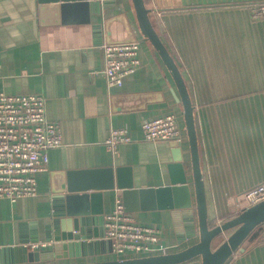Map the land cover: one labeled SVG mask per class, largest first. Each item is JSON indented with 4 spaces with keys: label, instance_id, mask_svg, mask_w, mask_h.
<instances>
[{
    "label": "crops",
    "instance_id": "obj_1",
    "mask_svg": "<svg viewBox=\"0 0 264 264\" xmlns=\"http://www.w3.org/2000/svg\"><path fill=\"white\" fill-rule=\"evenodd\" d=\"M144 2L194 107L208 222L213 226L243 210L242 193L264 183V16L253 18L250 10L264 0ZM125 42L139 43L140 65L121 86L108 87L102 46ZM0 92L45 96L46 115L59 123L62 139L48 151L46 169L36 174L37 195L15 202L0 198V264L133 257L113 253L104 237L103 216L112 211L117 196L124 204L122 189L80 187L92 181L91 172L109 168L115 184L121 168L122 178L135 189L162 187L184 176L191 208L158 207L153 195L150 206L141 207L138 198V208L126 211L139 223L161 229L155 253L178 251L198 240L182 101L170 70L139 28L132 0H0ZM248 103L258 104L261 114L251 112L250 117L237 110ZM168 113L184 127L182 141L144 140L141 123ZM111 128L127 129L134 140L111 152L105 145ZM69 184L80 188L63 191ZM68 194L78 196L72 199L77 210L88 211L79 224L88 237L48 241L46 222L66 219L65 212L56 211L66 208ZM72 228L78 232L73 223ZM193 229L195 236L188 238ZM52 244L58 246L47 260L25 258ZM224 264H264V222L258 235L245 239Z\"/></svg>",
    "mask_w": 264,
    "mask_h": 264
},
{
    "label": "built area",
    "instance_id": "obj_2",
    "mask_svg": "<svg viewBox=\"0 0 264 264\" xmlns=\"http://www.w3.org/2000/svg\"><path fill=\"white\" fill-rule=\"evenodd\" d=\"M103 74L108 87L121 86L125 77L140 65L139 43L104 44ZM45 96L38 93L6 94L0 92V198L15 202L37 195V172L46 169L48 151L62 144L59 123L48 119ZM142 138L147 141L181 142L184 127L173 113L141 123ZM125 128H111L105 139L113 153L121 143L133 141ZM245 208L264 200V183L242 193ZM104 237L112 252L121 255L155 254L161 229L143 225L126 211L117 196L112 211L103 216Z\"/></svg>",
    "mask_w": 264,
    "mask_h": 264
},
{
    "label": "water",
    "instance_id": "obj_3",
    "mask_svg": "<svg viewBox=\"0 0 264 264\" xmlns=\"http://www.w3.org/2000/svg\"><path fill=\"white\" fill-rule=\"evenodd\" d=\"M41 1L43 2L44 0ZM132 2L141 32L152 43L165 65L170 70L182 101L183 117L192 168L191 184L193 186L195 199L198 240L178 251L77 264H180L196 257H200L201 264H224L245 239L251 241L258 235L259 226L264 222V200L241 210L235 216L226 219L219 224L213 226L209 225L205 184L201 171L199 146L195 129L194 107L191 103L188 90L177 64L153 27L149 16L150 9L146 7L144 0H132ZM91 173L94 175L91 176L92 181L80 187L83 189L93 188L95 190H101L113 189L116 186L122 189V198L124 200L125 209L128 210L138 208L134 207V204H136L135 201L138 198L141 199V207L145 208L150 206L152 203L149 202L152 200L151 197H153V195L156 200L155 202H157L156 206L161 208L189 209L192 206L190 185L184 176L178 181L172 179V182L169 185L162 187L135 189L130 180L125 182V179L122 178L123 169L121 168L116 170V184L113 182V171L110 168L96 170ZM80 187L69 184L67 189H63V191L67 190L68 192H73ZM98 196V194L93 195V197L96 198H98ZM65 197L67 198L66 208L61 207L60 210L56 212H65L67 217L66 219H50L46 222V238L48 241L78 240L79 238L84 239L88 237L84 232L83 226L79 227V224H82L84 221L83 216L88 214V211L85 209V211H81L75 208L72 199L78 197L77 195L68 194ZM54 198L57 200L60 196ZM66 223L68 225L67 230H65ZM71 223H73L75 232H78L74 233L72 231L73 228L71 229ZM226 232H230L229 235L217 246H214V241L217 238L224 236L223 234ZM195 234L196 231L193 229L187 234V237H194ZM69 245L71 246V244ZM75 245H77V243ZM57 246L58 245L54 244L47 245L44 251L28 254L25 258L29 261L47 260L49 257L48 253Z\"/></svg>",
    "mask_w": 264,
    "mask_h": 264
},
{
    "label": "rangeland",
    "instance_id": "obj_4",
    "mask_svg": "<svg viewBox=\"0 0 264 264\" xmlns=\"http://www.w3.org/2000/svg\"><path fill=\"white\" fill-rule=\"evenodd\" d=\"M250 10H251V16L253 18H262L264 16V3H256V5H252L251 6ZM260 91L263 92L264 90H260ZM256 92L257 91H252L251 94H255ZM238 107L240 108V109L239 108L237 109L238 111L241 110V112H249L250 113V117H252L251 116V114H252L251 112H258L259 111V106L256 103H248V104H245V105H239ZM258 113H260V112H258ZM235 117H236V113H235ZM255 121H257V120H255ZM237 146L235 147V149L237 148ZM237 163H238V161H237ZM229 233L230 232H226L225 234H223L224 236H221V237L217 238L214 241L213 245L217 246L225 237H227L229 235ZM141 255H143V254H135L133 256H141Z\"/></svg>",
    "mask_w": 264,
    "mask_h": 264
}]
</instances>
